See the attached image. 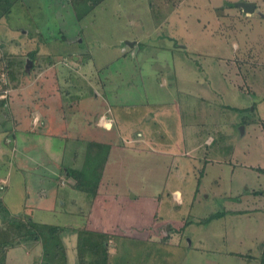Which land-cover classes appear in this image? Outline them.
<instances>
[{"label": "rangeland", "instance_id": "374dc122", "mask_svg": "<svg viewBox=\"0 0 264 264\" xmlns=\"http://www.w3.org/2000/svg\"><path fill=\"white\" fill-rule=\"evenodd\" d=\"M223 1L105 0L81 20L67 0H17L6 15L0 9V93L8 97L0 108V245L16 244L0 250V264H48L61 258L62 242L68 264H80L77 228L93 224L117 230L109 264H260L264 7L249 18L228 20L231 25L193 7ZM200 14L210 20L206 31ZM37 26L40 34L24 37ZM128 41L138 44L132 50L135 43L130 47ZM40 48L50 56L39 69L25 71L31 58L22 53ZM77 57L91 69L88 75L64 66L67 61L79 67ZM50 75L59 77L61 88L52 97L57 136L48 144L34 128L22 131L34 121L25 113L12 119L9 106L35 108L47 94L34 83ZM93 79L106 81L105 95L100 85L93 97L88 93L86 82ZM104 97L125 125L137 128L144 118L139 129L146 138L128 143L116 136L117 127L115 136L105 132V140L119 137L115 152L121 158L108 163V200L89 221L91 194L76 189L65 169L100 163L104 151L92 160L86 137L102 127L96 113ZM161 108L163 116L156 113ZM169 191L175 204L181 199L180 209L171 202L157 209ZM25 220L36 221L40 258L30 249L36 242ZM164 223H174L176 231L158 240ZM52 225L67 227L63 240L48 239Z\"/></svg>", "mask_w": 264, "mask_h": 264}, {"label": "crops", "instance_id": "0c3cea01", "mask_svg": "<svg viewBox=\"0 0 264 264\" xmlns=\"http://www.w3.org/2000/svg\"><path fill=\"white\" fill-rule=\"evenodd\" d=\"M19 1V0H18ZM69 3H70V0H67ZM105 2V1H104ZM241 2H248V3H254L255 4V8H254V11L253 12H246L244 11V9L239 5V3ZM17 3V2H16ZM221 5H216V3H211L210 5H204V6H199L198 4H196L195 2L193 3V7L195 8H198V9H203V11H206L208 13H211L213 14H216V21L218 23H222V21H224V23H229L227 22L228 20L230 19H240L242 18V16L245 15L246 18H249L250 16H252V14L255 13L257 7L262 6L264 7V0H236V1H233V0H224L222 3H220ZM15 5V4H14ZM11 12V11H10ZM75 14V12H74ZM76 16V15H75ZM77 18V17H76ZM264 18V15L263 17ZM198 21H199V24H201L203 22L204 26H202V31H206L208 29V24H209V19L202 16L201 14L198 16ZM230 24V23H229ZM231 25V24H230ZM226 24H225V28H226ZM39 27L37 26L36 29L31 32L29 30H26V34L24 35L25 36H28L30 34V37H32V39H34L33 37L37 36L38 34H40V32L38 31ZM38 33V34H37ZM31 34L33 36H31ZM28 37V38H30ZM137 41L135 42V45L132 46V50L134 49V47L137 45ZM131 47V46H130ZM182 48H187V46L185 44H182L181 46ZM140 49V48H139ZM34 53L35 52V56L37 58V60H34V59H30L32 61V70L33 69H39V67L43 64L41 63V61H43L45 59V57L47 56H50L48 53H44L43 50H31V51H28V52H24L22 53V55H24L25 57V60L28 59V57H30L31 53ZM65 59V58H64ZM75 61H78L80 62V66L79 67H73L70 65L69 62H63L64 66L67 68V69H70V70H77V71H82L84 73V75H88L86 73L88 72H91L90 70L91 69H84V58L83 57H77L75 59ZM23 62V60H22ZM52 62V61H51ZM54 62V61H53ZM55 63V62H54ZM231 64H236L234 62H232ZM237 65V64H236ZM53 65H50V69ZM232 68V72H237L239 70H235V67L234 65H231ZM237 68V67H236ZM49 69V70H50ZM238 69V68H237ZM27 70H30V67L25 69V71ZM236 76H239L237 74H235ZM55 75H50L46 80H37L35 83H34V86H38V87H42L44 88V93L47 94L46 96H41L42 100H38L36 101L35 104H37V106H35V110L33 112V128L35 129L33 132L34 133H39L41 134V137H42V141L47 142L49 144L50 142V138H52V136H57V134L55 133V131H53L54 129V126L56 124H54V117H55V112L53 111V105H52V97L55 95L54 93H57V89L55 88H61L60 86L57 87L59 85V77L57 78H54ZM241 78V77H239ZM97 79V78H96ZM67 84V82H65ZM86 84L89 85V87H91V90L88 91V93L90 92V95L93 97L92 95V92L94 90V88H96L98 85H100L101 87V90L100 92L105 95L104 91L105 89L107 88V83L106 81H102L101 79L100 80H89L88 82H86ZM91 84H95V85H91ZM45 85V86H44ZM87 87V88H89ZM52 89L55 90V92L52 91ZM41 92L43 93V91L40 90V94ZM59 92L61 93V90H59ZM96 97H99L100 98V93L97 94ZM0 98H2L1 100H5L3 98H6V96L4 94H1L0 93ZM8 98V97H7ZM6 98V99H7ZM103 103L102 104L103 106H101L102 108H100L97 113H96V117H97V121H99V125H102V127L100 128L98 134L96 136H90V137H86V142L89 143V141H96L97 143H109L111 144V151H110V154H109V158L107 160V163H106V166L104 168V171H103V176H102V179L99 183V186H98V191L95 195H91V206H90V214L88 215L89 216V221H90V218L93 217L94 218V215L96 214V209L98 210L99 207H102L105 205V201L106 199L108 200V196L109 195H103V193L105 192V190L107 189L106 188V181H105V178H104V175H105V171H106V168L108 169V163L110 162L111 158H115L116 160H118L120 157V152H115V148H116V142L117 140H119V137L123 138V137H126V141L128 143H130V141H132L133 143L134 142H137V141H143L146 137L143 135V133L140 132L141 129L140 128V125L139 123H142L144 118H142L138 123H137V128L136 127V124L133 123L131 125V123L129 125H131L130 127L128 125H125L123 123V121H119L118 119H116V116H114V113L111 109V107L109 106V103L108 101L106 102V99L105 97L103 98ZM264 99V98H263ZM6 101V100H5ZM264 101V100H263ZM22 105V104H21ZM162 109V108H161ZM158 110L156 113L158 115H161L163 116V109L162 110ZM253 109H256V105H254ZM6 115H7V112H6ZM144 116V114H143ZM36 126V127H35ZM115 127H117V135L116 136H119L118 139L116 140V142H112L110 141L109 139L105 140L106 137L105 136V132L109 135H114L115 136ZM112 132V133H111ZM114 132V133H113ZM110 136V135H109ZM104 137V138H102ZM135 138V139H133ZM49 141V142H48ZM83 141V140H82ZM85 142V140H84ZM138 143V142H137ZM124 146H127V145H124ZM128 148H132V146L129 144ZM119 149H121V146H119ZM133 149V148H132ZM141 147H139L138 150H140ZM130 151H132L131 149H129ZM128 150V151H129ZM143 151H146V149H142ZM187 156V154H186ZM183 157V155L181 156ZM196 158V157H194ZM209 162V161H208ZM119 163V161H118ZM179 166H176V169H178ZM205 168L206 166L202 169V171L200 172V176L202 177L204 172H205ZM202 174V175H201ZM75 182V181H74ZM111 183V181L109 182ZM107 196V197H106ZM162 197V195H161ZM123 201H125V197L123 196L122 197ZM180 203H174V201H172V196H171V192H167L166 194V197L164 198V201L163 199H159L157 201V204H156V208L157 209H160L162 206H164V204H168L169 202H171V208L175 209V210H179L180 207H181V199L178 200ZM170 206V205H169ZM155 208V209H156ZM159 214V211H156V214H155V218L157 219V217ZM98 215H99V212H98ZM167 219V218H166ZM174 222V221H173ZM174 223H170L168 225V228H166V223H164V228L162 230L165 231V234L162 236L163 239H158V240H168L170 236H173L172 234L174 233V231H176V228L174 227ZM85 228L89 229V230H94V231H102V232H105V233H109L110 235V241H112L113 239V236L114 235H117V230L115 229H112V230H106L105 228L101 227V226H95V224H93V227L91 228L89 225L86 226ZM113 232V233H112ZM35 244L33 246V248H30V249H34L33 251H36V253L38 254V258H40V255H39V249H40V242L36 241L35 240ZM5 244L4 242L1 244L3 245ZM67 246V245H66ZM68 251H67V256H68ZM69 258V256H68ZM70 259V258H69ZM68 259V261H69Z\"/></svg>", "mask_w": 264, "mask_h": 264}, {"label": "trees", "instance_id": "16d2710c", "mask_svg": "<svg viewBox=\"0 0 264 264\" xmlns=\"http://www.w3.org/2000/svg\"><path fill=\"white\" fill-rule=\"evenodd\" d=\"M16 1L17 0H0V6H1L0 9H2L1 15L9 14L10 9L12 8V6L14 5ZM104 1L105 0H70V3L74 9L77 19L81 20L84 16H86L88 13H90L93 9H95L97 6L102 4ZM82 10L84 11L83 13H82ZM34 56H35V52L34 53L32 52L30 55V58L35 60ZM10 65H12V63ZM0 103L2 104L0 106L1 109L5 108L7 105L5 100L0 99ZM9 107L12 110V119L20 120L19 118H17L18 114L25 113L27 118L30 120V123H32L33 112L35 110L32 106L28 105L27 107L24 108L22 107L21 104L19 105V107L12 104ZM230 108L235 109V110L237 109L236 107H233V106H231ZM30 110L32 111V113L30 112ZM30 130L33 131V127L31 128L29 124L28 127L26 129H23L22 131H30ZM89 144H90L89 152L91 153L90 158L92 160L95 158L98 159V157L100 156V153L104 151L103 155L100 157V163L92 167L86 166L82 170L80 169L70 170L69 168H67L65 169V171L68 175L73 176L75 178V182L73 183V186L76 189L81 190L83 192H87L91 195H95L98 191V186L102 179L103 171L106 166L107 160L109 158V154L111 151V144L106 143V142L97 143L96 141H89ZM258 170L260 171V173H264V168H258ZM3 210L7 211L5 209ZM240 212H244V211H240ZM225 215L226 213L222 212V213H217L211 216L210 218L215 219V218H220ZM25 221H26L25 224L34 233V236L32 239L40 242L39 233L34 227V223L36 221L35 220H34L35 222L33 220L32 221L25 220ZM66 229L67 227L65 225H52V227L50 228L51 237L49 236L48 239L63 240V235H64L63 232ZM77 237H78V241H77L76 248H77V255L80 258V261H79L80 264H109V245H110L109 233H105L102 231L89 230L84 227V228H77ZM13 246H16V244H9V245L3 244V245H0V250H2L3 248H10ZM67 251L68 250H67V246L65 242H62V244L58 248V252H60L61 258H58L59 256L57 257L58 258L57 260H61L60 261L61 264L63 263V261H64V264L69 263ZM44 252L45 254L47 253V251L45 250ZM54 259L55 257L51 258L48 264H57L55 262L52 263ZM44 264H46L45 261H44ZM260 264H264V251L260 259Z\"/></svg>", "mask_w": 264, "mask_h": 264}, {"label": "water", "instance_id": "95a60500", "mask_svg": "<svg viewBox=\"0 0 264 264\" xmlns=\"http://www.w3.org/2000/svg\"><path fill=\"white\" fill-rule=\"evenodd\" d=\"M239 5L244 9V11H246L248 13L253 12L254 8H255V4L254 3L241 2V3H239ZM128 43L130 44L129 46H132V45H134L135 42L128 41ZM137 50H138V48H137ZM28 66L29 67L32 66V61L31 60H29Z\"/></svg>", "mask_w": 264, "mask_h": 264}]
</instances>
